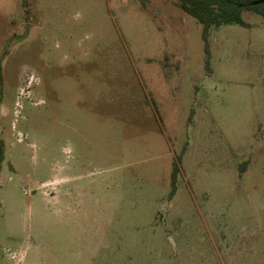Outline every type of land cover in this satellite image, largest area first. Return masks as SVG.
I'll return each instance as SVG.
<instances>
[{"label":"rangeland","instance_id":"374dc122","mask_svg":"<svg viewBox=\"0 0 264 264\" xmlns=\"http://www.w3.org/2000/svg\"><path fill=\"white\" fill-rule=\"evenodd\" d=\"M242 16L208 67L178 0H0V264H264V15Z\"/></svg>","mask_w":264,"mask_h":264},{"label":"trees","instance_id":"16d2710c","mask_svg":"<svg viewBox=\"0 0 264 264\" xmlns=\"http://www.w3.org/2000/svg\"><path fill=\"white\" fill-rule=\"evenodd\" d=\"M144 3L148 0H143ZM181 8L188 14L195 17L203 25V38L207 54L206 65L209 67L211 48L209 33L212 27H220L225 24H240L248 26L242 12L244 9H251L264 15V2L253 4L256 0H178ZM3 87L2 65L0 63V89ZM5 161V142L0 139V175ZM181 159L175 163L174 176L179 170ZM174 181H176L174 177ZM175 184V183H174ZM175 186V185H174ZM175 188V187H174ZM175 190V189H174ZM173 190V192H174Z\"/></svg>","mask_w":264,"mask_h":264},{"label":"water","instance_id":"95a60500","mask_svg":"<svg viewBox=\"0 0 264 264\" xmlns=\"http://www.w3.org/2000/svg\"><path fill=\"white\" fill-rule=\"evenodd\" d=\"M262 2H264V0H256V1L253 2V4H259V3H262Z\"/></svg>","mask_w":264,"mask_h":264}]
</instances>
